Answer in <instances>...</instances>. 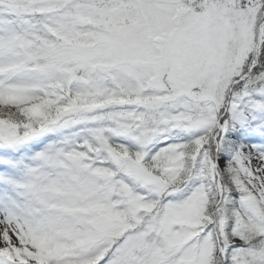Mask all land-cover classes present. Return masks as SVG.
Returning <instances> with one entry per match:
<instances>
[{"label":"snow or ice","instance_id":"1","mask_svg":"<svg viewBox=\"0 0 264 264\" xmlns=\"http://www.w3.org/2000/svg\"><path fill=\"white\" fill-rule=\"evenodd\" d=\"M0 264H264V0H0Z\"/></svg>","mask_w":264,"mask_h":264}]
</instances>
